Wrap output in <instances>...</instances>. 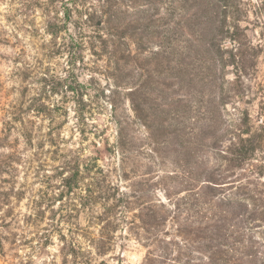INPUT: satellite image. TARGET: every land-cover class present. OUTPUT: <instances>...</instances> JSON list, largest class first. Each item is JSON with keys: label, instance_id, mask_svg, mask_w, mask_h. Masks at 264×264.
Returning <instances> with one entry per match:
<instances>
[{"label": "trees", "instance_id": "obj_1", "mask_svg": "<svg viewBox=\"0 0 264 264\" xmlns=\"http://www.w3.org/2000/svg\"><path fill=\"white\" fill-rule=\"evenodd\" d=\"M95 1L85 9V22L114 84L116 139L109 150L120 155L122 178L132 172L139 179L122 188L103 167L60 166L59 175L68 172L63 181L80 174L91 181L80 202L99 226L97 235L89 234L91 246L106 254L124 226L147 248L143 264H264V128L254 126L248 106L256 57L242 26L248 8L242 0ZM259 11L264 34V4ZM58 29L49 23L54 39ZM7 158L26 162L17 151ZM12 168L0 163V174L10 176L0 185L7 208L0 215L1 251L5 240L19 241L14 228L39 227L51 203L41 190L16 214L13 202L24 199L26 187L14 191ZM98 204L104 210L95 214ZM56 214L52 210L49 223ZM49 232L33 251L52 241ZM60 239L67 238L60 233ZM69 243L76 257L80 245Z\"/></svg>", "mask_w": 264, "mask_h": 264}, {"label": "rangeland", "instance_id": "obj_2", "mask_svg": "<svg viewBox=\"0 0 264 264\" xmlns=\"http://www.w3.org/2000/svg\"><path fill=\"white\" fill-rule=\"evenodd\" d=\"M94 2L0 0V163L5 160L17 167L10 170L17 175L14 191L23 184L26 187L21 202L12 199L16 214L26 212L29 197L41 190L49 193L51 202L40 228L13 229L19 241L5 240L0 264H143L146 256L147 248L124 226H118L108 252L98 254L90 244L89 234L97 235L99 226L89 222L88 209L80 205L91 181L84 174L72 182L63 181L66 170H81L89 163L96 170L103 167L107 178L122 188H129L139 179L132 172L128 179L122 178L120 155L109 150L116 139L111 120L114 84L107 75L106 56L101 55L98 42L92 40V29L85 22V9ZM242 3L249 10L242 26L246 28L247 42L255 46L248 52L256 56L247 80L251 86L248 106L254 126L264 128L263 19L256 14L264 0ZM66 8L71 13L68 20ZM50 22L59 25L55 39L48 32ZM117 98L122 104L123 96ZM27 134L31 135L30 141ZM15 151L26 158L23 165L18 158H7ZM261 152L264 156V146ZM139 160L142 170L146 158ZM63 164L66 174L59 175ZM4 177L10 176L0 174V185L6 184ZM60 193L63 199L54 200ZM2 200L0 195V215L7 209ZM52 210L57 211L54 224L49 223ZM103 210L100 204L92 209L95 214ZM47 228L52 241L44 250L33 251L32 245H37ZM60 233L65 234L66 241L60 239ZM71 240L80 245L76 257Z\"/></svg>", "mask_w": 264, "mask_h": 264}]
</instances>
